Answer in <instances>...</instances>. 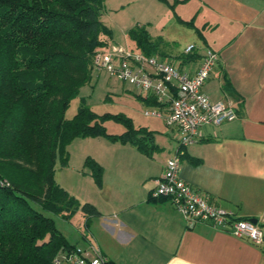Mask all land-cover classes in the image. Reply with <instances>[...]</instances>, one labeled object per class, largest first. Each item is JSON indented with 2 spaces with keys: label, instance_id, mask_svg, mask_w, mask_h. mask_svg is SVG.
Instances as JSON below:
<instances>
[{
  "label": "crops",
  "instance_id": "obj_1",
  "mask_svg": "<svg viewBox=\"0 0 264 264\" xmlns=\"http://www.w3.org/2000/svg\"><path fill=\"white\" fill-rule=\"evenodd\" d=\"M197 2L203 22L199 56L186 62L176 55V66L193 73L206 49L216 52L202 91L212 101L231 102L238 113L219 126L200 127L199 141L181 149L179 175L209 202L256 218L263 241L255 244L206 223L190 228L169 200L151 199L154 179L179 146L176 140L163 150L158 139L176 132L163 119L166 130L144 126L157 146L150 155L114 142L107 147L120 155L110 154L105 163L93 156L103 166L100 186L92 176H80L78 192L66 189L98 210L88 219L81 214L70 244L96 246L114 264H264V0Z\"/></svg>",
  "mask_w": 264,
  "mask_h": 264
},
{
  "label": "trees",
  "instance_id": "obj_2",
  "mask_svg": "<svg viewBox=\"0 0 264 264\" xmlns=\"http://www.w3.org/2000/svg\"><path fill=\"white\" fill-rule=\"evenodd\" d=\"M102 9L103 0H0V264H54L56 256L75 247L45 212L65 220L77 210L87 219L98 214L55 181L56 161L66 165L72 140L104 137L146 155L156 150L154 132L135 127L124 114L99 115L82 103L72 118L64 117L91 80L93 55L111 43ZM127 37L144 54L161 55L159 41L144 27L129 29ZM137 97L147 106L164 107L154 96ZM107 118L125 130L108 133ZM85 164L100 186L101 165L90 157Z\"/></svg>",
  "mask_w": 264,
  "mask_h": 264
},
{
  "label": "built area",
  "instance_id": "obj_3",
  "mask_svg": "<svg viewBox=\"0 0 264 264\" xmlns=\"http://www.w3.org/2000/svg\"><path fill=\"white\" fill-rule=\"evenodd\" d=\"M194 49H184L188 54ZM218 60V55L206 49L199 67L193 73L182 69L161 56L147 55L126 45L114 44L95 52L93 72H106L122 83L135 86L145 96H154L163 108L145 111V115L162 117L169 128L180 134L179 146L169 157L161 175L154 179L152 198H165L182 215L188 227L206 223L234 236L247 238L255 244L263 241V231L257 223L237 216L232 210L209 202L180 175L181 149L199 141L200 127L219 126L237 117L231 102L212 101L202 86ZM54 264H109L98 247L74 248L60 253Z\"/></svg>",
  "mask_w": 264,
  "mask_h": 264
},
{
  "label": "rangeland",
  "instance_id": "obj_4",
  "mask_svg": "<svg viewBox=\"0 0 264 264\" xmlns=\"http://www.w3.org/2000/svg\"><path fill=\"white\" fill-rule=\"evenodd\" d=\"M197 4V0H186L182 3L174 0H103L101 20L112 30V40L108 47L114 44L127 45L137 51L128 39L127 32L131 28L144 27L151 40L159 41L161 53L159 55L165 60H172L173 64L177 65L175 56L186 55L184 49L187 46H194L190 53L197 52L202 46L198 31L201 32L203 22L199 15L196 16ZM186 21L192 23L186 24ZM129 88L132 90L127 91ZM136 93L137 89L134 86L123 84L104 71L93 72L91 80L83 85L79 93L70 101L64 117L72 118L78 107L84 103L99 115L124 114L132 119L135 127L148 125L160 131L166 130L162 117L144 114L145 111L150 112L153 109L145 105ZM103 124L110 134H120L125 130L122 123L112 118L105 119ZM177 132L169 133L170 137L158 139L165 152L168 150L169 143L174 145L176 140L179 141L180 134ZM110 144L114 142L104 137H80L72 140L66 146L68 156L66 165L62 166L58 159L56 161L55 181L63 188L65 187L64 189L70 191L75 189L74 191L78 192L77 180L82 178L80 176L91 180L90 168L85 164L87 157L98 162L93 157L95 156L99 161L104 162L106 158L109 159L110 154L120 152L112 151L107 147ZM101 167L103 171V166ZM45 213L53 218L56 228L64 234L67 241L73 243L74 236L77 234L73 228L76 229L82 212L77 210L68 221L52 213ZM78 247L82 246L79 244Z\"/></svg>",
  "mask_w": 264,
  "mask_h": 264
},
{
  "label": "water",
  "instance_id": "obj_5",
  "mask_svg": "<svg viewBox=\"0 0 264 264\" xmlns=\"http://www.w3.org/2000/svg\"><path fill=\"white\" fill-rule=\"evenodd\" d=\"M251 222H253V223H257V220H256V218H248Z\"/></svg>",
  "mask_w": 264,
  "mask_h": 264
}]
</instances>
